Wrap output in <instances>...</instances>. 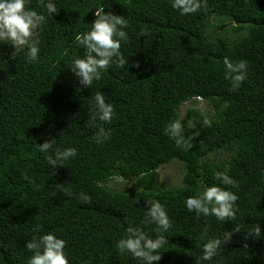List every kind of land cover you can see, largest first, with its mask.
I'll return each instance as SVG.
<instances>
[{"label": "trees", "instance_id": "16d2710c", "mask_svg": "<svg viewBox=\"0 0 264 264\" xmlns=\"http://www.w3.org/2000/svg\"><path fill=\"white\" fill-rule=\"evenodd\" d=\"M53 2V17L41 0L26 5L46 16L38 64L0 42V264H27L26 242L49 231L67 242L69 264H142L116 248L129 227L164 237L158 264H264V0H204L187 16L169 0ZM100 7L128 21L127 65L113 63L84 88L68 68L85 52L76 34L91 29ZM225 57L247 62L239 89L225 78ZM99 91L115 107L111 123L90 118ZM198 99L213 112L191 107L182 117V106ZM171 121H181L188 147L167 134ZM100 127L108 138L98 144ZM52 139L78 155L49 165L51 152L37 145ZM214 153L227 159L212 164ZM173 161L184 165L181 184L162 186L159 170ZM225 172L237 187L217 179ZM117 177L137 189L110 190ZM213 184L238 195L234 220L187 210L186 199ZM153 200L167 210V232L143 223ZM215 239L217 254L203 260Z\"/></svg>", "mask_w": 264, "mask_h": 264}, {"label": "clouds", "instance_id": "9594fccd", "mask_svg": "<svg viewBox=\"0 0 264 264\" xmlns=\"http://www.w3.org/2000/svg\"><path fill=\"white\" fill-rule=\"evenodd\" d=\"M28 3L29 0H0V42L13 46V54L26 49L28 61L38 64L40 62L38 33L46 23V16L34 8L26 7ZM169 3L171 8L178 11L181 16H187L199 12L204 0H169ZM41 4L49 17H53V14L58 11L53 0H41ZM95 17L89 31L76 34L75 42L83 47L85 52L83 58L72 59L71 66L68 68L78 80L79 85L84 88H91L94 82L100 81L102 74L107 72L113 63H117L121 68L127 65V59L121 52V46L129 39L125 31L128 21L122 16L105 12L103 7L95 10ZM223 63L225 78L230 80L233 90L239 89L247 77V62L241 60L233 63L225 57ZM92 99L94 111L90 117L91 120L111 123L116 116L114 105L106 102L105 95L100 91ZM204 123L210 125L207 119ZM166 132L178 148L188 147L187 136L181 121L169 122ZM107 138L108 133L100 127L96 142L103 143ZM55 142V139H52L37 145L39 151L51 152L48 156L49 165L62 166L78 155L74 147L55 148ZM217 179L223 185L237 187L236 182L226 172L218 173ZM79 198L85 203L90 201V197L84 192L79 194ZM238 199L236 193L213 184L204 186V190L196 196L188 197L186 208L189 212H195L197 216H214L217 221L226 222L235 219ZM143 223H154L157 225L158 232H167L172 226L165 206L156 200L150 202ZM35 231L39 233L41 227L38 225ZM260 231L258 228L257 234ZM229 238L230 233L225 236L224 242ZM164 242L162 236L151 239L140 228L129 227L126 234L117 241L116 248L121 254H128L134 259H139L142 264H153V262L158 264L162 257L159 250ZM66 243L64 239L51 231L33 236L25 245L26 250L32 253L27 264H69L65 252ZM221 243L220 239H215L205 244L202 259L213 260Z\"/></svg>", "mask_w": 264, "mask_h": 264}, {"label": "rangeland", "instance_id": "374dc122", "mask_svg": "<svg viewBox=\"0 0 264 264\" xmlns=\"http://www.w3.org/2000/svg\"><path fill=\"white\" fill-rule=\"evenodd\" d=\"M191 107L198 108L204 111L205 113L213 112V108L208 102L198 99V100L186 102L181 108V116L183 117L186 113V110ZM210 159L212 164H218L226 160L227 155L226 153H223L222 155L220 154L219 156L216 155V153H214L210 156ZM184 172H185L184 165L179 161H173L168 165L162 166L159 170V179L162 186L169 187V186L180 185ZM107 187L110 190H115V191H128L129 188L134 190L137 189L134 183L123 181L118 177L111 180L107 184Z\"/></svg>", "mask_w": 264, "mask_h": 264}]
</instances>
